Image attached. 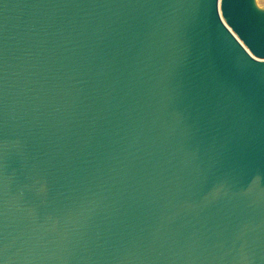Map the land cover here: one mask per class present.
Wrapping results in <instances>:
<instances>
[{"label": "water", "instance_id": "water-1", "mask_svg": "<svg viewBox=\"0 0 264 264\" xmlns=\"http://www.w3.org/2000/svg\"><path fill=\"white\" fill-rule=\"evenodd\" d=\"M0 264H264V7L0 0Z\"/></svg>", "mask_w": 264, "mask_h": 264}, {"label": "rangeland", "instance_id": "rangeland-1", "mask_svg": "<svg viewBox=\"0 0 264 264\" xmlns=\"http://www.w3.org/2000/svg\"><path fill=\"white\" fill-rule=\"evenodd\" d=\"M257 4L261 7H264V0H256Z\"/></svg>", "mask_w": 264, "mask_h": 264}]
</instances>
